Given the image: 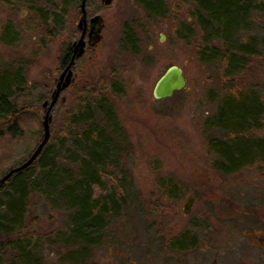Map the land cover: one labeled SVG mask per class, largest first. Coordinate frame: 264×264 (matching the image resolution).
I'll return each mask as SVG.
<instances>
[{
  "label": "rangeland",
  "instance_id": "374dc122",
  "mask_svg": "<svg viewBox=\"0 0 264 264\" xmlns=\"http://www.w3.org/2000/svg\"><path fill=\"white\" fill-rule=\"evenodd\" d=\"M166 2L168 7L161 9L160 15L150 16L135 0H113L103 14L105 28L95 57L89 58L86 54L77 62L76 83L61 93L64 101L59 98L51 111L50 134L56 137L67 113H72L84 100L82 97L89 89L103 87L110 96L109 83L115 80L123 90L120 96H110V99L125 135L128 150L125 164L131 184L126 188L127 199L120 214L106 218L109 224L103 233V244L93 251L92 260L97 264H127L128 258L123 261L125 257L136 258L137 250L131 242L151 239L155 231L153 222L162 227L164 236L160 239H167L184 230L187 221L196 218L200 209L205 210L207 217L212 215L209 209H215L223 216L225 227L236 225L234 220L236 226L252 225L242 219L251 217V212L264 217V162L254 163L252 169L233 175H222L212 166L214 157L207 148L202 124L214 110L207 99L208 88L217 92L215 83L219 79L211 66H202L194 56L199 33L192 23L193 1ZM241 2L250 5L247 28L261 49L260 57L251 61L241 78L245 85L255 86L264 102V0H218L212 7L225 10L231 3L237 9ZM24 10L22 7L20 11ZM67 10L60 31L49 20L47 23L7 20L17 13L12 15L13 11L0 3V28L13 22L18 33V41L11 47L4 45L0 34V67L20 62L24 66L25 87L35 90L34 97L29 94L35 106L30 107L26 119L31 121L34 130L40 127L41 136L44 114L41 103L49 98L59 75V45L75 37L72 34L75 14L70 6ZM127 33L136 40V52L121 46ZM171 65L182 69L185 87L168 98L155 99L154 84ZM26 145L20 146V152L23 153ZM19 157V153H11L7 160L0 162V171L13 167ZM169 182L183 188L171 198L162 194ZM45 197L30 195L27 228L48 236V242L42 243V252L47 255L48 264H58L57 257L65 248L50 236L65 227L68 216L61 201L55 207L48 194ZM189 197L195 201L184 214L183 206ZM158 201L164 205L154 209ZM205 214L202 213L204 219ZM218 220L211 219L215 226ZM197 222L200 227V221ZM227 237L223 233V239Z\"/></svg>",
  "mask_w": 264,
  "mask_h": 264
},
{
  "label": "trees",
  "instance_id": "16d2710c",
  "mask_svg": "<svg viewBox=\"0 0 264 264\" xmlns=\"http://www.w3.org/2000/svg\"><path fill=\"white\" fill-rule=\"evenodd\" d=\"M58 1L47 0L48 6ZM190 1L194 3L192 23L199 33L194 56L202 66H211L219 79L215 83L217 92L214 88L207 91L214 110L202 124L203 133L214 157L213 168L222 175H233L264 162V102L255 86L245 85L241 78L251 61L260 57L261 49L247 28L248 2L247 6L241 2L237 9L229 3L220 10L212 7L218 0ZM149 11L158 16L156 10ZM125 41L136 52L131 34L127 33ZM9 78L0 75V162L11 153H19L21 158L13 163L17 166L36 147L41 129L34 130L26 119L30 107L35 106L29 99L35 90ZM109 84L110 96L122 94L115 80ZM110 96L103 87L89 89L84 100L67 113L59 134H50L36 160L14 173L0 188V264H48L42 252L48 236L27 228L32 194H48L53 206L60 201L65 206L68 222L50 236L65 248L57 263L97 264L92 260L93 251L103 244L109 224L106 218L120 214L127 199L126 188L131 184L125 164V135ZM24 145L22 153L19 148ZM8 169L0 171V178ZM165 185L162 194L169 198L182 188L177 183ZM158 203L154 209L161 207Z\"/></svg>",
  "mask_w": 264,
  "mask_h": 264
},
{
  "label": "flooded vegetation",
  "instance_id": "af4514ba",
  "mask_svg": "<svg viewBox=\"0 0 264 264\" xmlns=\"http://www.w3.org/2000/svg\"><path fill=\"white\" fill-rule=\"evenodd\" d=\"M135 2L140 8L147 10L150 16H154V14L149 10H156L155 12H158L159 15L161 9L168 7L166 0H135ZM0 3L9 7L13 11L12 15L17 13L16 16H10L7 20H40L41 23H47L49 20L55 22L60 31L64 27L69 6L75 14L72 33L75 37L70 42L61 41L59 45L57 65L59 75L55 79L49 98L46 100H50L60 74L70 62L74 43L80 38L82 31L84 32V52L80 57L75 58L70 67L71 84L68 88L76 83L77 62L86 54L89 58L95 57L105 28L106 19L103 14L111 4L105 5L102 0H86L84 10H82L81 0H60L54 5L51 4V6H56L55 9L48 6L50 4L47 0H8V2L0 0ZM22 7H24L25 12L20 11ZM29 13L34 14L35 18L29 16ZM95 16H99L98 20H101L99 34L94 32L95 26L92 27L90 24V20ZM80 20H84L82 27H79ZM0 34L3 35V38H7V41L3 39L5 46L11 47L18 41L16 25L13 22L7 24L3 29L0 28ZM125 38H127V34L121 40V46L132 51V47L126 44ZM0 75H3V78L10 77L9 79L16 80L21 84V87H25V70L21 62L17 65L11 64L0 67ZM60 95L57 101L59 98L62 100L63 97ZM12 115L11 117H13ZM0 124H2L1 121ZM194 201L195 198H193L192 203ZM160 205L163 206L164 204L160 202ZM209 211L212 215L207 217L205 210L200 209L196 218L187 221V227L184 230L172 236L169 234L167 239H160L161 236H164L162 227L153 222L155 231L151 239L136 241V243L131 242L137 250L135 253L137 256H135L136 258L125 257L123 261L128 258L127 264H138L137 260L140 261V264H264V217L251 212L253 214L251 217H243L242 219L243 222H251L252 225L236 226L237 221L234 220L233 223L236 225L225 227L222 223L223 216L218 215L215 209H209ZM203 212L206 219L202 218ZM213 217L219 219L217 226L211 221ZM197 220L200 221V227ZM223 233H227L226 239H223ZM108 251L112 252L110 248Z\"/></svg>",
  "mask_w": 264,
  "mask_h": 264
},
{
  "label": "water",
  "instance_id": "95a60500",
  "mask_svg": "<svg viewBox=\"0 0 264 264\" xmlns=\"http://www.w3.org/2000/svg\"><path fill=\"white\" fill-rule=\"evenodd\" d=\"M86 0H81V8L84 10ZM112 0H102V3L108 5ZM99 16H95L92 20H90L91 26H95L94 32L99 34L100 31V21L98 20ZM84 20H80L79 27H82V23ZM84 32L80 38L74 43L73 53L70 62L65 67L63 72L60 74L56 86L52 91L50 100H44L41 104V107L44 109V114L42 115V136L39 143L33 149L28 158L23 161L21 164L10 168L1 178H0V188L2 185L16 172H19L28 166H30L38 157L43 147L47 144L50 137V124L52 120L51 111L54 105L57 102V99L62 91L67 89L71 84V65L73 64L75 58L80 57L84 52V40H83ZM99 39V36H98ZM185 77L183 75V71L180 67L176 65L169 66L164 73L157 79L153 87V97L155 99H164L170 97L175 91H179L184 89L185 87ZM64 101V98L61 100ZM193 197H189L186 203L183 206V212L188 213L190 211V206L192 203Z\"/></svg>",
  "mask_w": 264,
  "mask_h": 264
},
{
  "label": "bare ground",
  "instance_id": "6f19581e",
  "mask_svg": "<svg viewBox=\"0 0 264 264\" xmlns=\"http://www.w3.org/2000/svg\"><path fill=\"white\" fill-rule=\"evenodd\" d=\"M49 138H50V137H49ZM47 143H48V142H47ZM43 148H44V147H43ZM24 161H25V160H24ZM13 167H15V166H13ZM11 168H12V167H11ZM9 169H10V168H9ZM9 169H8V170H9ZM8 170H7V171H8Z\"/></svg>",
  "mask_w": 264,
  "mask_h": 264
}]
</instances>
